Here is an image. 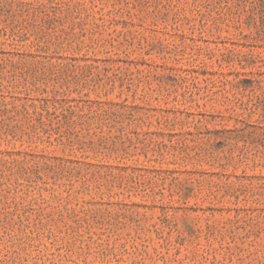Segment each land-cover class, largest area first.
Segmentation results:
<instances>
[{
	"label": "rangeland",
	"instance_id": "obj_1",
	"mask_svg": "<svg viewBox=\"0 0 264 264\" xmlns=\"http://www.w3.org/2000/svg\"><path fill=\"white\" fill-rule=\"evenodd\" d=\"M0 264H264V0H0Z\"/></svg>",
	"mask_w": 264,
	"mask_h": 264
}]
</instances>
